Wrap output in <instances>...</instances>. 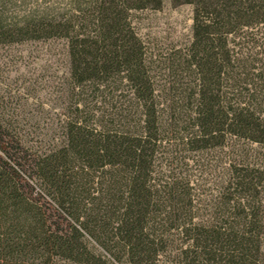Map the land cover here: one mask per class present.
Instances as JSON below:
<instances>
[{"label":"trees","instance_id":"obj_1","mask_svg":"<svg viewBox=\"0 0 264 264\" xmlns=\"http://www.w3.org/2000/svg\"><path fill=\"white\" fill-rule=\"evenodd\" d=\"M52 1L0 0V46L65 47L29 125L0 95V264H264V0H171L157 52L133 13L164 0Z\"/></svg>","mask_w":264,"mask_h":264},{"label":"rangeland","instance_id":"obj_2","mask_svg":"<svg viewBox=\"0 0 264 264\" xmlns=\"http://www.w3.org/2000/svg\"><path fill=\"white\" fill-rule=\"evenodd\" d=\"M65 5L66 0H53ZM192 6L188 4L174 7L171 0H164L160 10L146 9L133 13V22L140 36L157 52L172 44L182 45L190 40L192 32ZM64 41H27L0 46V95L24 103L29 125V92L47 98L48 86L54 75L64 69ZM21 95V97H20ZM47 100V99H45ZM206 159L193 166L198 193H215L219 178V168L214 159ZM212 164V165H211ZM163 264H172L163 262Z\"/></svg>","mask_w":264,"mask_h":264}]
</instances>
